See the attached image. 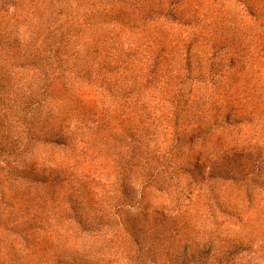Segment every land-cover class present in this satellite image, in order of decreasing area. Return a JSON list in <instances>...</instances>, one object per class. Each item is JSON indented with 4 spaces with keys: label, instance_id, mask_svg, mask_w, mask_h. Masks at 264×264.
I'll return each mask as SVG.
<instances>
[{
    "label": "rangeland",
    "instance_id": "1",
    "mask_svg": "<svg viewBox=\"0 0 264 264\" xmlns=\"http://www.w3.org/2000/svg\"><path fill=\"white\" fill-rule=\"evenodd\" d=\"M0 264H264V0H0Z\"/></svg>",
    "mask_w": 264,
    "mask_h": 264
}]
</instances>
